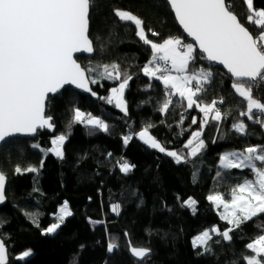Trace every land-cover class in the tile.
Segmentation results:
<instances>
[{
	"label": "trees",
	"instance_id": "1",
	"mask_svg": "<svg viewBox=\"0 0 264 264\" xmlns=\"http://www.w3.org/2000/svg\"><path fill=\"white\" fill-rule=\"evenodd\" d=\"M231 3V10L246 23L248 12L243 0ZM254 7L264 9V0H254ZM114 8L129 10L142 18L146 32L152 29L159 33H148L155 42L179 37L190 43L165 0H94L89 35L95 55L77 59L83 66L91 67L117 63L122 72L132 75L125 90L128 114L100 99L108 97L110 88L119 82L91 73L98 79L97 84H92L97 98L64 88L47 103V114L54 118V132L39 131L33 139L13 137L2 145L0 170L9 181L7 202L0 207V235L9 248V264H231L233 260L244 264L241 254H248L246 244L264 231V214L231 233L230 242L214 235L209 241L210 252L202 246L194 247L192 237L214 225L221 231L229 227L206 197L222 192L227 199L236 183L253 177L248 169L220 168L219 157L249 145H264V127L239 116L246 109V102L231 88L233 78L200 59L196 67L210 68L214 73L201 99L205 103L223 99L224 103L217 107L230 115L220 122L209 120L202 136L206 147L198 157L177 164L136 136L125 146L123 135L139 132L150 123L154 125L150 134L162 145L186 153L183 145L199 128L203 113L195 107L187 109L186 102H179L177 97H173L167 113L158 111L164 99L163 85L140 71L151 57L150 47L139 40L131 22L115 17ZM246 26L257 33L254 26ZM149 84L153 86L148 88ZM254 95L264 97V89ZM74 108L100 117L109 125V131L90 129L82 123H73L69 128ZM192 117H196V124H192ZM241 120L247 125L244 134L232 128ZM66 132L70 135L63 146V158L32 147L39 144L46 150L51 147V139ZM121 158L135 167L127 173L120 171L117 162ZM17 164L34 165L39 171L17 174ZM189 197L197 202L195 211L183 203ZM64 201L72 216L54 234H42V229L55 221L54 213ZM117 204L118 214L112 211ZM29 214L38 217L39 228ZM110 243L118 245L113 252L108 251ZM130 245L150 248L151 253L137 261L130 253ZM25 250L32 254L24 260L15 259Z\"/></svg>",
	"mask_w": 264,
	"mask_h": 264
},
{
	"label": "snow or ice",
	"instance_id": "2",
	"mask_svg": "<svg viewBox=\"0 0 264 264\" xmlns=\"http://www.w3.org/2000/svg\"><path fill=\"white\" fill-rule=\"evenodd\" d=\"M243 3L248 12L246 23H242L231 10V0H167L176 20L195 44L186 43L179 37L155 42L148 33L152 36H159V33L152 29L146 32L145 22L137 14L120 8L113 9L115 17L120 21L131 22L139 40L150 47L151 57L140 71L163 85L164 99L158 111L167 113L173 104V97H177L179 102H186L187 109L195 107L203 113L199 128L191 133L183 145L188 150L186 153L168 150L150 134V129L154 127L150 123L139 132L123 135L125 146L136 136L151 149L172 157L177 164L198 157L206 147L202 136L209 120L220 122L230 115L217 107L218 103H224L223 99H213L209 103L201 99L207 91L205 85L212 82L214 73L210 68H197L198 59H206L227 69L235 78L231 88L246 102V109L240 111L239 116L264 127V119L256 117V113L264 114V97L254 95V92L264 89V9L254 7V0H243ZM93 4L94 0H0V142L17 133L35 135L39 129L45 128L54 131L53 118L45 115L50 94L58 93L66 85H75L97 96L89 85L97 84L98 79L91 73L119 82L110 89L108 97L100 99H105L106 103L114 104L125 115L128 114L125 90L133 79L132 75L122 72L117 63L82 66L74 58L76 53L92 54L95 51L89 36ZM246 24L254 26L257 33L254 34ZM152 86L147 85L148 88ZM73 113L69 128L73 123H82L90 129L109 131V125L103 119L91 113L86 114L79 108H74ZM183 119L181 117L180 123H183ZM191 122L196 124V117H192ZM232 128L244 134L247 125L241 120L233 123ZM68 135L70 132L56 135L47 150L39 144H33L32 147L63 158V145ZM117 163L124 173L135 167L123 158ZM219 165L225 170L248 169L253 178L246 177L242 183H236L227 194V199L222 192H214L206 197L217 209H223L219 217L229 227L221 231L219 227L213 226L194 237L193 246H202L205 252L212 250L209 241H212L213 233L230 242L233 239L231 233L264 214V145H249L242 151L225 152L219 157ZM42 166L43 161L40 164ZM38 171L34 165L21 167L17 164L14 168L17 174ZM216 175L221 176V172L218 171ZM6 185L7 175L0 170V204L7 199ZM183 203L195 211L197 202L191 197ZM119 207L118 204L113 205L112 211L118 214ZM72 214L68 202L64 201L56 222L42 229V234L55 233L65 218ZM29 215L39 228L38 217ZM215 243L219 244L220 240ZM245 247L248 254H241L244 264H264V231ZM117 248L115 243L108 245L109 252ZM129 250L133 257L140 260L151 253L150 248L132 245ZM31 254V250H25L15 259L24 260ZM0 264H9V249L3 235H0ZM231 264H237V261L233 260Z\"/></svg>",
	"mask_w": 264,
	"mask_h": 264
},
{
	"label": "water",
	"instance_id": "3",
	"mask_svg": "<svg viewBox=\"0 0 264 264\" xmlns=\"http://www.w3.org/2000/svg\"><path fill=\"white\" fill-rule=\"evenodd\" d=\"M165 1H167V0H165ZM171 11H172V9H171ZM172 13H173V15H174V17H175V14H174V12L172 11ZM176 19V18H175ZM176 22H177V24H178V26H179V28L181 29V31L183 32V35L185 36V38L190 42V43H193V44H195V41L191 38V37H189L188 35H187V33H185L184 32V30H183V28H182V26L179 24V22L176 20ZM89 33H90V27H89ZM90 36V35H89ZM91 39V38H90ZM92 40V39H91ZM94 44V43H93ZM95 48V47H94ZM94 55H95V51L92 53V54H80V53H76V54H74V58H76L77 59V57L78 56H85V57H87V58H92V57H94ZM77 62L78 63H80V61H78V59H77ZM212 65H214V66H217V67H220L221 69H223L229 76H231V74L230 73H228V71H227V69H225L224 67H223V65H220V64H217V63H214V62H210ZM82 65V64H81ZM83 66V65H82ZM232 77V76H231ZM233 78V80L235 79L234 77H232ZM91 88H92V84H90L89 85ZM67 87H70V88H72V89H74V90H76V91H78V92H80V93H83V94H85V95H90V96H93L90 92H86V91H84L83 89H78V88H76L75 87V85H66L64 88H67ZM63 88V89H64ZM63 89H61L58 93H60ZM93 90V89H92ZM94 91V90H93ZM95 92V91H94ZM58 93H56V94H50V97H52V96H55V95H57ZM98 96V95H97ZM97 96H93V97H95V98H97ZM50 97H49V99H50ZM49 101V100H48ZM48 103V102H47ZM45 115H48L47 114V106H46V109H45ZM48 116H50V115H48ZM52 117V116H51ZM53 118V117H52ZM53 123H54V118H53ZM56 128V127H55ZM44 130H47V131H49V132H54V131H52V130H48V129H39L38 131H37V133L35 134V135H29V134H24V133H17V134H14L13 136H11V137H8V138H6L5 139V141H2V142H0V148L2 147V145L8 140V139H10V138H13V137H20V138H27V139H33V138H35L37 135H38V132L39 131H44ZM8 181H9V178H8V176H7V184H8ZM6 188H7V185H6ZM7 202V199H6V201H5V203ZM5 203H3V204H0V207L1 206H3ZM8 247V246H7ZM9 249V248H8ZM133 257V256H132ZM134 259H136L137 261H143V260H140V259H138V258H135V257H133ZM9 261H10V253H9Z\"/></svg>",
	"mask_w": 264,
	"mask_h": 264
},
{
	"label": "rangeland",
	"instance_id": "4",
	"mask_svg": "<svg viewBox=\"0 0 264 264\" xmlns=\"http://www.w3.org/2000/svg\"><path fill=\"white\" fill-rule=\"evenodd\" d=\"M114 86H117V85H114ZM114 86H112V87H114ZM112 87H111V88H112ZM111 88H110V89H111ZM109 95H110V94H109ZM109 95H108V96H109ZM125 100H126V99H125ZM97 117H98V116H97ZM99 118H100V117H99ZM63 146H64V145H63ZM48 149H49V148H48ZM46 150H47V149H46ZM168 150H172V149H168ZM63 151H64V149H63ZM231 151H238V150H231ZM227 152H228V151H227ZM51 153H52V152H51ZM53 154H54V153H53ZM54 155H55V154H54ZM55 156H56V155H55ZM59 158H60V157H59ZM62 204H63V203H62ZM62 204L59 206V208L62 206ZM59 208H58V211H57L56 213H54L55 221H54L53 223L56 222V216H57L58 213H59ZM69 208H70V207H69ZM70 210H71V209H70ZM218 210H219V212H222V211H223L222 208H220V209H218ZM66 218H67V217H66ZM66 218H65V219H66ZM214 226H215V227H218L217 225H214ZM212 227H213V226H212ZM212 227H210V228H208V229H211ZM200 233H201V232H200ZM200 233H199V234H200ZM53 234H54V233H53ZM199 234H197V235H199ZM197 235H195L194 237H196ZM214 235H216V234L213 233V234H212V237H213ZM194 237H192V243H193V239H194ZM31 253H32V252H31ZM20 254H21V253H20ZM18 255H19V254H18ZM18 255H17V256H18ZM26 258H27V257H26Z\"/></svg>",
	"mask_w": 264,
	"mask_h": 264
},
{
	"label": "built area",
	"instance_id": "5",
	"mask_svg": "<svg viewBox=\"0 0 264 264\" xmlns=\"http://www.w3.org/2000/svg\"><path fill=\"white\" fill-rule=\"evenodd\" d=\"M198 60H200V59H198ZM198 60H197L196 63H198ZM207 63H208L209 66L212 65L209 61H207ZM200 67H203V66H199V68H200ZM256 117L261 118V114H258Z\"/></svg>",
	"mask_w": 264,
	"mask_h": 264
},
{
	"label": "crops",
	"instance_id": "6",
	"mask_svg": "<svg viewBox=\"0 0 264 264\" xmlns=\"http://www.w3.org/2000/svg\"><path fill=\"white\" fill-rule=\"evenodd\" d=\"M225 153V152H224Z\"/></svg>",
	"mask_w": 264,
	"mask_h": 264
}]
</instances>
